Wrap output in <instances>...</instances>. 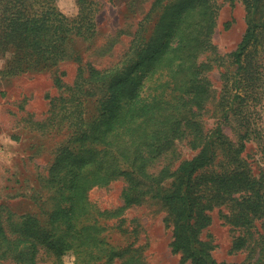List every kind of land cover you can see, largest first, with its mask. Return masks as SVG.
Wrapping results in <instances>:
<instances>
[{
  "label": "trees",
  "instance_id": "trees-1",
  "mask_svg": "<svg viewBox=\"0 0 264 264\" xmlns=\"http://www.w3.org/2000/svg\"><path fill=\"white\" fill-rule=\"evenodd\" d=\"M241 2L245 28L229 54L233 69L222 75L211 127L203 114L214 100L207 76L212 64L200 57L214 49L212 0H154L120 59L105 68L77 66L67 93L50 98L45 121L33 123L71 128L48 169L52 207L43 224L0 203V264H41L45 258L63 264L66 252L73 254L72 264H144L132 243L108 240L103 218L109 212L92 210L88 200L90 188L120 177L127 182L123 205L112 215L146 197L160 200L171 227L169 246L181 263L264 264V224L258 223L264 181L246 149L255 142L264 159V0ZM78 3V13L68 18L55 0H0V74L50 70L66 58L71 35L91 37L92 1ZM63 74L54 72L57 88L65 85ZM229 123L234 140L225 132ZM181 140L196 152L178 160ZM161 158L167 163L150 171ZM215 208L234 232L230 250L247 252L239 263L217 260L202 236Z\"/></svg>",
  "mask_w": 264,
  "mask_h": 264
},
{
  "label": "rangeland",
  "instance_id": "rangeland-1",
  "mask_svg": "<svg viewBox=\"0 0 264 264\" xmlns=\"http://www.w3.org/2000/svg\"><path fill=\"white\" fill-rule=\"evenodd\" d=\"M79 0H55L57 9L68 18L78 13ZM94 32L85 39L73 34L66 45V58L56 67L42 72H28L16 76L0 74V203L19 215L30 213L45 224L47 212L52 207V190L47 186L48 169L52 163L54 150L71 133V128H39L34 122H44L48 115L50 98L67 93V87L74 82L77 66L91 64L105 68L115 63L126 52L132 37L149 12L154 0H91ZM217 7L211 41L214 49L200 58L208 59L212 68L207 76L214 90V100L210 101L203 114L206 127L217 121L212 114L219 91L222 75L231 65L230 52L234 50L245 28V10L241 0H212ZM159 11L150 13L145 35L152 31ZM3 63L0 60V69ZM63 72V88L53 83L54 72ZM90 114L94 111L92 102H87ZM264 127V100L261 107ZM89 114V115H90ZM234 124L225 125V132L234 140ZM178 160L191 157L195 150L185 141L176 143ZM251 154L253 172L264 181V159L256 149L255 142L247 143ZM174 161L173 166L178 162ZM167 158H161L150 171L157 172ZM123 177L105 186H95L88 190V200L93 209L109 212L103 220L106 223L107 238L119 245L132 243L144 264H188L181 263L178 254L172 253L169 242L171 227L167 224V207L158 199L144 198L140 203L131 204L112 215L123 205L122 190L126 186ZM222 208V212H225ZM212 221L203 232V238L211 241L212 254L219 261L241 262L246 251L230 250L234 232L224 222L215 208L211 212ZM264 224V217L258 221ZM44 258V257H43ZM73 254L66 252L61 261L72 264ZM47 258L41 264H50ZM15 264V263H11Z\"/></svg>",
  "mask_w": 264,
  "mask_h": 264
}]
</instances>
